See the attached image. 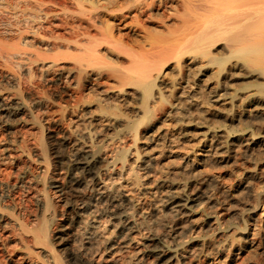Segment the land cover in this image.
I'll return each mask as SVG.
<instances>
[{
	"label": "bare ground",
	"instance_id": "6f19581e",
	"mask_svg": "<svg viewBox=\"0 0 264 264\" xmlns=\"http://www.w3.org/2000/svg\"><path fill=\"white\" fill-rule=\"evenodd\" d=\"M3 1L0 2V61L9 71L16 73L27 61L47 59L41 58L38 50L33 58L17 59L21 55L20 47L23 48L21 40L1 43L3 34L12 32L19 39L24 35H41L53 39L49 44L76 50V55L68 57L64 49L74 61L73 67L66 70L75 75L77 103L84 98L87 88V93L92 89L87 87L93 79L90 69L98 75L104 73L105 65L112 66L104 78L109 84L106 94L94 91L93 99L83 109L84 115H88L86 123L82 127L72 126L64 136L54 137L47 151L41 147L40 158L45 163H49L50 156L54 164L64 162L55 174L62 181L44 175V189L33 196L34 208L27 205L29 216L17 220L20 227H28L32 241L48 264H62L51 248L53 244L61 248L64 260H78L81 264H116L111 255L130 247H134V253L127 264H188L190 249L194 250L191 256L210 264L216 256L226 254L227 258L232 249L238 248L239 239L246 237L247 226L245 220L239 226V219L245 212L253 214L255 205H248L241 212L238 209L221 221L213 208L215 202L232 208L237 198L230 193L215 201L217 178L210 170L215 163H228L242 147L246 149L245 156H253L255 147L263 148L264 152V130L255 123L259 118L264 119V20H261L264 4L249 10L247 1L255 0H75L78 16L64 15V32L48 34L53 29L49 25L45 27V22L50 20L48 3L59 5L58 0H17L14 4L12 0ZM239 2L243 6L246 2V6L239 7ZM180 6L183 11L179 14ZM227 9L231 11L226 13ZM132 10H137L131 20L138 26L137 35H144L143 40L134 37L133 32H123ZM239 17L245 23L240 28ZM169 18L175 21L171 22L174 27ZM229 25L232 30L226 35ZM147 26H163L169 38L164 36L166 32L154 29L164 33L161 35L164 38L154 36V39L168 42L172 38V41L163 44L159 39L162 45L156 46L160 42L150 40L154 34ZM170 57H176L180 69L175 75L180 77V82L163 79L166 72H161V68ZM52 59L61 60L56 56ZM248 78L254 79L253 84L242 86L239 92H227L228 80ZM258 79L263 82L258 83ZM201 83L209 90L207 102L214 103L216 115L224 111L231 113L239 101L238 118L247 119V125L239 128L223 120L210 124L202 116L206 101L201 99ZM6 90L7 87H0L1 115L13 119L24 111L27 114L28 105L21 92L14 93L19 98L11 100L12 93L4 96ZM130 100L135 103L130 104ZM163 101L168 102L167 107L161 104ZM220 106L230 108L225 110ZM194 134L198 137L196 144ZM61 146L66 150L63 155ZM153 169L157 177L151 185L147 176ZM45 170L47 165L43 169L46 173ZM253 175L249 170L238 180V189L239 184L245 188ZM49 180L51 187L64 196V211H56L47 197L45 188ZM148 193L164 210L163 218L157 222L163 225L161 229L153 225L154 219H150V213L142 206V198ZM100 199H105L107 205L96 210ZM82 204L95 207L102 219V222L93 221L90 235L99 236L109 226L110 233L102 242L99 259L86 256L88 246L78 244L71 248L70 228L79 222L76 219L81 217ZM200 211L199 219L195 218ZM214 235L211 241L210 236ZM225 258L220 264H224Z\"/></svg>",
	"mask_w": 264,
	"mask_h": 264
},
{
	"label": "rangeland",
	"instance_id": "374dc122",
	"mask_svg": "<svg viewBox=\"0 0 264 264\" xmlns=\"http://www.w3.org/2000/svg\"><path fill=\"white\" fill-rule=\"evenodd\" d=\"M15 1L17 0L14 1L12 0L13 4ZM63 1L58 0V2H60L59 5L58 4L54 5L52 3H48L49 5L47 4L49 7L51 6L49 10L50 11L49 19L52 20V23L49 20V22H45L46 25L45 23L44 25L45 27L49 25L50 27L49 26L48 27L50 30L53 28L52 31L49 32L48 34H52V33L57 34L58 32L59 33L64 32V30L62 29L63 28L62 18L64 17V15L73 14L78 16V14H76L77 11L76 9L78 8V2L74 0V2L71 3L73 0L72 1L67 0L68 3L67 1H64L66 3L64 4ZM256 1L257 0H255V2L249 1L250 3H248L247 1V6H246V2L244 6H246L247 9L252 10L255 7L260 8V3L264 4V2H262L261 0L260 2L258 1L259 4ZM0 2L3 3L4 1L1 0ZM68 4L70 5L67 6ZM240 4L241 3L239 2V7L241 5L243 6V4L241 5ZM262 4L261 6H263ZM181 7L182 6L178 8L179 14L182 13L183 11V8ZM52 9H55L56 12ZM230 11L231 10L227 9L225 12L228 13ZM135 13H137V10H132V12L129 15L130 18L127 20V25L125 24L126 28L125 30H123V32L127 33L128 31H130L131 34L133 32L134 37L138 36L139 39L142 38L141 40H143L144 35L143 34L137 35L136 27L138 26H136L134 21L132 23L133 19L131 17H134V15L136 16L137 14ZM12 18L15 21V18L14 17ZM166 20H168V18ZM261 20H264V17ZM75 22H73L75 23L74 25H77L78 21L75 20ZM171 22L174 23L175 21L173 22V20L169 18L170 25ZM142 23H144V21ZM36 24L38 23L36 22ZM262 24L264 25V22H262ZM243 25H245V23L243 24L241 18L239 17V28ZM147 27H149L150 28L149 31H151V33L154 34L153 37L151 34L152 38L150 40L152 39L155 40L154 36L155 38H157L158 36L163 37L161 35H163L165 32L167 34H164V36L168 35L169 38V34H168L169 32H167V30L163 26H155V27L147 26ZM173 27L171 28L174 29ZM154 29L157 31H162L164 33L157 31L156 33ZM231 30L232 28L229 25V27L225 31L226 32L225 34L227 35L228 32ZM9 34L6 35L3 34L5 37L2 35V37H4V40L1 43H6V42L20 43L21 40L20 46H23V48L20 47L21 55L17 59L27 60L33 58L35 56L34 51L36 50L42 53L41 58L47 57V59L45 61L40 59L39 61L34 63H31L30 61H27L28 63H22L23 64L22 68L18 69L16 73H13L9 71V69H7L6 67H3L2 66L3 62L0 61V87L1 88L7 87L8 89L3 92V94H5L4 96H6V93L10 95L12 93L11 100H14L19 98V96L15 94L17 91H20L23 96L22 98L26 101L28 105V110L26 111L27 114H25L24 111L23 115L21 114L13 118L15 120H13L12 118H7V116H3L0 113L1 116L0 117V264H48L46 257L43 255L41 251H38V249L36 248V244H34V242L32 241L28 227L27 229L20 227L17 220L18 219L19 221L26 220V218L29 216L28 214L29 210L27 208V205H29V207L32 209L34 208L35 205L32 203V200H34L33 196L35 192L44 189L42 183V177L44 175L52 176L53 178L56 177V180L62 181V179L55 174L58 173L56 171L59 170V168L62 166L61 164H63L64 162L62 163L60 162L61 164L58 163L54 164L53 162H55V160L51 162L52 156H50L49 163H45L40 158L41 147L44 146L47 151L49 145L51 144V142H53L52 139L54 137L64 136V134L72 126L79 125V127H82L83 123H86L88 115L87 116L84 115L85 105L93 99L91 94H93L94 91L101 93L102 95L106 94L105 91L109 87V84L105 83L104 78L109 74V70H111L112 66L105 65L106 67H103L104 69H102V73L103 71L104 73L98 74L100 76H98L97 74L95 75L94 74L95 70L93 71V69H90L93 79H91L90 82L87 83V87L92 86V89H90V93H87V90L89 89L87 88L86 91H84V93H86L84 94V98L83 99L81 98L80 102L77 103L75 96L76 94L74 92L76 87L75 86L76 79L74 78L75 75L72 72H68L66 70V67H73L74 61L71 58L69 59L68 57H71L72 54L76 55L77 53L76 50L73 47H71L69 50L64 46H58V45L55 46L49 44L48 43L50 42L49 40H53V39L44 38L41 35L38 36L24 35L25 37L23 36L19 39V36L15 35L16 33L12 32ZM140 35H142V37ZM9 36H11L12 38ZM34 36H36L37 38ZM159 39L161 40V38H158L156 39L157 41L156 40L155 41L160 42ZM170 39H171L170 41H172V38ZM24 40H26L25 41L26 43L24 42ZM166 40L168 41V39ZM170 41L168 42L162 41V42L163 44L165 43L167 44L170 43ZM162 42H160L161 44L159 43L155 45L160 46L162 45ZM144 44H149V42L147 43L145 42ZM65 48L67 49L66 50L67 52L64 50ZM72 49H74L75 52ZM65 52L69 54L68 57ZM238 53L239 56L242 57L241 51H238ZM55 56L61 58V60L59 59V61L57 60L53 62L52 57ZM170 58L171 59L166 60V64H164L163 67L161 68V72L163 71L166 72L163 79L169 83L174 81L180 82L181 81L179 80L180 77L178 76L177 78L175 75L180 69V67L176 66V60H175L176 57L174 58L170 57ZM46 64L48 65L49 68L46 66ZM253 81L254 79L251 78L236 79L233 81L228 80L227 92L235 93V90H238L239 92V88H241L242 86H247L248 84H253L252 83ZM257 81L258 83L263 82L262 79H258ZM199 88H200L199 91L201 93V99L206 101L204 104L205 106H203V108L205 109L202 116L210 124H216V122L218 123V121L220 122L223 120V122L227 123L228 125L239 126V128H243L244 126L247 125L246 122L247 119L242 121L240 120V118H238L239 101L235 102V106L231 113L230 112L225 113L224 111L216 115L217 113H215L216 110H214L215 109L214 103L209 101L207 102L209 95L207 94V92L209 90L206 89V87H204V84L202 83L201 85H199ZM124 101L126 102L127 99ZM124 101L123 102L121 101L120 103L123 104ZM130 101H131L130 104L135 103L134 100H130ZM166 102L167 101H163L162 103L161 102L160 103L162 105H164L165 103L164 106L167 107L168 102L167 103ZM220 107L225 108V110L226 108H230V106L229 107L220 106ZM194 117L200 118L195 115H189V118H194ZM220 117L221 119H219ZM9 119L12 122H10ZM259 119H257L258 122L257 120H255L256 121L255 123H257L256 127L258 125V127L260 126L259 127L260 129L264 130V119L263 118H259ZM238 121H240L239 124ZM194 136H193L194 139L193 143L196 144L198 141V137L195 136L196 137L195 138ZM255 148L254 149L256 153H254V155L250 157V156H245L246 149L245 147H242L239 151L234 152L235 154L233 153L228 163H215L213 168H211L210 170L211 174H213L217 178L215 190L213 191L215 201L222 199L223 195L230 193L234 194L235 198H237V200L232 203L233 204L232 208L229 207L226 208L225 207L226 205H216L215 202V206H213V208L218 213L217 215L220 216L221 221L224 222L225 219L231 217V215H233L232 213L234 211H237L238 209L239 212H241L248 205H255V210L253 214H247L245 212L243 213L241 219H239V226L240 225L242 226L244 220L247 225L245 226L246 237L243 239H239V244L241 245L238 246V248L236 249H232L229 252L227 258H225L226 254L223 256L222 255L216 257L214 256L216 259L215 261H213V263L210 264H220L222 263V260L224 258L226 259L224 264H264V154H263L264 152L262 151L263 148L261 149V147L259 148V150L257 147ZM60 151L61 154L63 155V153H65L66 151L65 147L61 146ZM258 151H260V153H258ZM258 157L260 159H258ZM46 165H47V170H45L46 171L45 173L43 169L44 166ZM249 170H252L254 175L251 176L248 185H246L245 188H243L244 186H240L239 184V189H238L237 186L238 180L240 181V179ZM156 177H157V171L153 169L147 176L148 181L151 185L154 184V180ZM50 180L48 186L45 188L47 192V197L51 200L53 208L56 211L58 212L64 211L66 209V205L64 204V196L59 194V192H56V189L51 187ZM198 186H201V184H196V187ZM105 202L107 203L105 199L98 200L96 202L97 203L96 210L106 206L107 204L105 205ZM142 203H143L142 205L143 208L150 213L151 216L150 219L152 221L154 219L155 222L153 223V225L154 226L156 225L155 227L157 229L163 228L162 224L157 223L160 218H163V212H164V210L158 205L157 200H155L148 193L143 196ZM88 207L90 206L84 204L81 205V209H80L81 217H79V219H76L79 220V222L70 228L72 230V234L70 235L71 238L70 242L72 243L71 246L73 245L71 248L75 249V247L79 246L78 244H81L83 246H88L90 249H87L86 256L92 259H99L100 256H102V247H101L102 242H104V238L108 236L110 230L108 229L109 226L107 224L106 227L102 230L103 232L101 235L97 236V235L89 234V232L92 231L91 226L93 224V221L97 220L102 222V219H100V217L97 216V211L95 210V207H90V208ZM26 209L27 211H25ZM201 214L202 211H200V213L198 212L195 215V218L198 217L199 219ZM12 222L14 226L12 225ZM20 233L22 234V236ZM30 238L31 240H29ZM214 239H215V235L210 236L211 241H213ZM51 248L57 252L56 255L62 260V264H81L80 261L78 260L75 262H73V260L71 261L64 260L63 253L60 250L61 248L58 246V244H53ZM133 248L134 247H130L127 250L123 251L122 253L116 252L115 254H112L111 255L112 257L110 258L114 259L116 264H127L128 262L127 260L130 259L132 253H134ZM193 251H194L193 249H190L188 252L189 253V259L187 261L188 264H207V262H205L203 258H196L194 256H191Z\"/></svg>",
	"mask_w": 264,
	"mask_h": 264
}]
</instances>
